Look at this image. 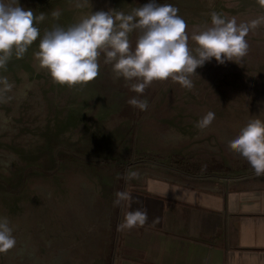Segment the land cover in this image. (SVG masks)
Wrapping results in <instances>:
<instances>
[{"label": "rangeland", "instance_id": "obj_1", "mask_svg": "<svg viewBox=\"0 0 264 264\" xmlns=\"http://www.w3.org/2000/svg\"><path fill=\"white\" fill-rule=\"evenodd\" d=\"M146 2L19 0L44 19L35 24L37 41L0 69L12 85L0 99V217L16 240L0 252V264H115L131 192L161 178L220 182L252 168L228 141L250 119L264 120L260 0H156L178 9L193 55L191 36L210 26L212 12L248 27L247 53L222 64L206 61L189 74L191 88L169 78L136 93L103 52L92 81L60 86L34 58L39 38L53 27L67 28L98 10L128 14ZM137 35L129 34L132 48ZM133 96L146 100L147 108L128 104ZM208 111L214 119L201 129L197 122Z\"/></svg>", "mask_w": 264, "mask_h": 264}, {"label": "clouds", "instance_id": "obj_2", "mask_svg": "<svg viewBox=\"0 0 264 264\" xmlns=\"http://www.w3.org/2000/svg\"><path fill=\"white\" fill-rule=\"evenodd\" d=\"M264 5V0H260ZM178 9L171 4H158L148 0L131 13L98 10L67 27H53L39 38L34 58L45 69L51 80L72 87L84 85L98 75V57L103 52L105 62L111 63L117 77L132 81L131 90L142 93L153 81L171 79L183 87L191 88L189 74L215 59L218 63L243 57L248 50L245 36L248 27L238 24L235 18H226L216 12L210 14V26L194 32L191 39L196 44L193 55L188 46L186 22ZM60 16L59 10L51 12ZM44 19V13L34 15L30 8L19 6V0H0V69H4L15 54L21 58L37 41L39 29L36 22ZM138 31L132 48L129 34ZM12 88L5 76H0V99ZM128 104L144 110L147 101L137 96ZM214 113L208 111L197 122L201 129L211 124ZM229 146L245 158L257 174L264 173V120L250 119ZM117 197L125 193L117 192ZM118 202V201H117ZM144 213L132 210L127 223L143 220ZM15 237L6 217H0V252L14 247Z\"/></svg>", "mask_w": 264, "mask_h": 264}, {"label": "crops", "instance_id": "obj_3", "mask_svg": "<svg viewBox=\"0 0 264 264\" xmlns=\"http://www.w3.org/2000/svg\"><path fill=\"white\" fill-rule=\"evenodd\" d=\"M137 209L143 220L127 223ZM115 264H264V173L161 178L131 192Z\"/></svg>", "mask_w": 264, "mask_h": 264}]
</instances>
